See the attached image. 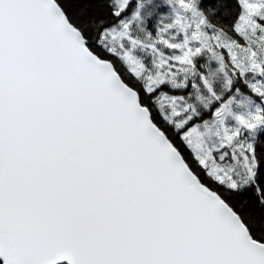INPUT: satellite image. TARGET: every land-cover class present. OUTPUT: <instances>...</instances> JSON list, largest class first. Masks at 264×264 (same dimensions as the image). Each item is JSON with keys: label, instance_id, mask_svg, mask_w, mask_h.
Segmentation results:
<instances>
[{"label": "snow or ice", "instance_id": "1", "mask_svg": "<svg viewBox=\"0 0 264 264\" xmlns=\"http://www.w3.org/2000/svg\"><path fill=\"white\" fill-rule=\"evenodd\" d=\"M264 264V0H0V264Z\"/></svg>", "mask_w": 264, "mask_h": 264}, {"label": "water", "instance_id": "2", "mask_svg": "<svg viewBox=\"0 0 264 264\" xmlns=\"http://www.w3.org/2000/svg\"><path fill=\"white\" fill-rule=\"evenodd\" d=\"M56 264H69V261L67 260L57 261Z\"/></svg>", "mask_w": 264, "mask_h": 264}]
</instances>
